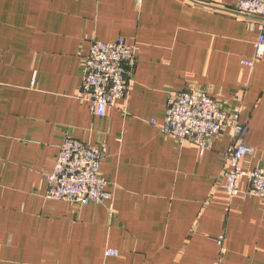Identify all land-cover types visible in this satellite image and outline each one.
Listing matches in <instances>:
<instances>
[{
	"label": "crops",
	"instance_id": "0c3cea01",
	"mask_svg": "<svg viewBox=\"0 0 264 264\" xmlns=\"http://www.w3.org/2000/svg\"><path fill=\"white\" fill-rule=\"evenodd\" d=\"M236 1L0 0V264H264V199L222 189L227 133L200 153L151 124L168 91L205 90L240 107L243 166L264 167V56L241 65L256 29ZM117 37L136 63L98 118L78 98L82 57ZM64 135L106 146L108 203L43 196Z\"/></svg>",
	"mask_w": 264,
	"mask_h": 264
},
{
	"label": "built area",
	"instance_id": "2783aa9c",
	"mask_svg": "<svg viewBox=\"0 0 264 264\" xmlns=\"http://www.w3.org/2000/svg\"><path fill=\"white\" fill-rule=\"evenodd\" d=\"M234 10L248 18L244 20L248 30L256 29L252 55L241 61L242 66L251 69L264 56V0H237ZM137 52L123 37L107 42L91 41L82 57L78 98L88 104L94 116L102 117L106 107L114 106L124 97ZM151 124L159 133L179 143H193L200 153L210 149L220 133H227L229 143L221 152L222 189L229 199L239 193L264 199V167L247 168L242 163L250 149L244 143L248 126L240 121L239 106L225 110L205 90L187 86L181 91L167 92L163 120L159 123L152 120ZM106 152L104 144L94 145L64 135L52 170L45 174L43 196L79 207L108 203L112 197L111 185L100 171ZM241 181L245 182L243 190ZM215 242L222 254L224 231L215 237ZM104 255L117 256L118 251L106 248Z\"/></svg>",
	"mask_w": 264,
	"mask_h": 264
}]
</instances>
